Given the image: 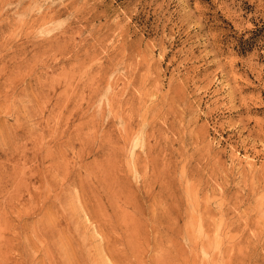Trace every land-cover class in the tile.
<instances>
[{
	"label": "rangeland",
	"instance_id": "1",
	"mask_svg": "<svg viewBox=\"0 0 264 264\" xmlns=\"http://www.w3.org/2000/svg\"><path fill=\"white\" fill-rule=\"evenodd\" d=\"M212 261L264 264V0H0V264Z\"/></svg>",
	"mask_w": 264,
	"mask_h": 264
},
{
	"label": "bare ground",
	"instance_id": "2",
	"mask_svg": "<svg viewBox=\"0 0 264 264\" xmlns=\"http://www.w3.org/2000/svg\"><path fill=\"white\" fill-rule=\"evenodd\" d=\"M104 184H105V183H104ZM151 187H152V186H151ZM114 194H115V193H114ZM102 195H103V194H102ZM112 196H113V195H112ZM160 196H162V195H160ZM110 197H111V196H110ZM162 197H163V196H162ZM162 197H160V198H162ZM110 199H111V198H110ZM110 199H109V200H110ZM114 200H115V199H114ZM114 202H115V201H114ZM109 203H110V201H109ZM51 205H52V204H51ZM51 205H50V206H51ZM97 206H99V205H97ZM193 209H194V208H193ZM193 209H192V210H193ZM168 212H169V211H168ZM164 213H165V211H164ZM170 213H171V212H170ZM170 213H169V215L172 214V213H171V214H170ZM178 213H180V212H178ZM191 213H192V212H191ZM162 214H163V212H162ZM156 215H157V214H156ZM160 215H161V214H160ZM156 217H159V216H156ZM165 217H166V216H165ZM165 217L163 216L162 218H165ZM171 217H173V216H170V218H171ZM175 217H176V216H175ZM154 218H155V217H153V219H154ZM166 218H167V217H166ZM168 218H169V216H168ZM168 218H167V219H168ZM160 219H161V218H160ZM173 219H174V218H173ZM173 219H172V221H173ZM157 220H158V218H157ZM170 220H171V219H170ZM154 221H155V220H153V222H154ZM158 221H160V220H158ZM165 221H166V220H165ZM165 221H164V222H165ZM175 221H177V219H176ZM160 222H161V221H160ZM169 222H170V221H169ZM125 223H127V222H125ZM138 223H139V222H138ZM154 223H155V222H154ZM154 223H153V224H154ZM171 223H172V222H171ZM139 224H140V223H139ZM139 224H138V225H139ZM157 224H158V223H157ZM157 224L155 223L156 226H157ZM176 224H177V222H176ZM132 225H133V224H132ZM138 225H135V226H138ZM167 225H168V223H167ZM125 226H126V225H125ZM128 226H130V225H128ZM156 226H155V227H156ZM164 226H165V225H164ZM170 226H172V225H170ZM170 226H167V228L170 227ZM138 227H140V225H139ZM132 228H133V227H132ZM134 228H135V227H134ZM171 228H172V227H171ZM171 228H170V229H171ZM128 229H130V227H129ZM139 229H140V228H139ZM156 229H157V228H156ZM156 229H155V230H156ZM130 230H131V229H130ZM134 230H135V229H134ZM126 231H127V230H126ZM139 231H140V233H141V230H139ZM156 231H157V230H156ZM43 232H44V231H43ZM45 232H46V231H45ZM127 232H129V230H128ZM130 232H131V231H130ZM130 232L127 233V234L130 235ZM138 233H139V232H138ZM135 235H136V234H135ZM132 237H133V239H134L135 236L132 235L131 238H132ZM137 237H139V236H137ZM137 237H135V238H137ZM131 238H130V239H131ZM138 239H139V238H138ZM132 241L135 242V240H132ZM226 247H227V246H226ZM227 249H228V248H227ZM122 256H123V255H122ZM124 257H125V256H124ZM125 258H127V257H125ZM128 259H129V257H128ZM214 259H215V258H214ZM214 259H213V260H214ZM124 260H125V259H124ZM126 262H128V261H126ZM163 262H164V261H163ZM121 263H122V262H121ZM161 263H162V260H161ZM164 263H165V262H164ZM211 263L214 264V261H212ZM125 264H128V263H125Z\"/></svg>",
	"mask_w": 264,
	"mask_h": 264
}]
</instances>
